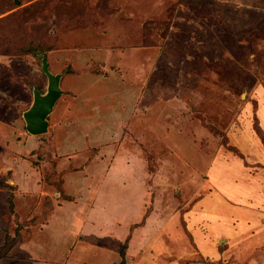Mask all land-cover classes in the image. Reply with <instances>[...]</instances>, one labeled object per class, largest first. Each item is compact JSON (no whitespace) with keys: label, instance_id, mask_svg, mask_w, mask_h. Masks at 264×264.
<instances>
[{"label":"rangeland","instance_id":"rangeland-1","mask_svg":"<svg viewBox=\"0 0 264 264\" xmlns=\"http://www.w3.org/2000/svg\"><path fill=\"white\" fill-rule=\"evenodd\" d=\"M0 129V264H264V0H0Z\"/></svg>","mask_w":264,"mask_h":264},{"label":"water","instance_id":"water-1","mask_svg":"<svg viewBox=\"0 0 264 264\" xmlns=\"http://www.w3.org/2000/svg\"><path fill=\"white\" fill-rule=\"evenodd\" d=\"M40 70L46 80L45 90L40 92L32 86L31 103L21 114L25 129L30 135L40 134L47 130L48 117L57 99L63 94L60 85L63 74L50 71L45 53L41 54Z\"/></svg>","mask_w":264,"mask_h":264},{"label":"crops","instance_id":"crops-1","mask_svg":"<svg viewBox=\"0 0 264 264\" xmlns=\"http://www.w3.org/2000/svg\"><path fill=\"white\" fill-rule=\"evenodd\" d=\"M49 64V63H48ZM49 69H50V67H49ZM51 71V70H50ZM52 72V71H51ZM61 80H62V78H61ZM23 85H24V83L22 84V87H20L23 91H24V87H23ZM60 85H61V81H60ZM62 88V87H61ZM55 106V105H54ZM53 109H54V107H53ZM52 112H53V110H52ZM51 112V113H52ZM50 113V114H51ZM50 116V115H49ZM49 118V117H48ZM21 120L23 121V119L21 118ZM123 122V121H122ZM48 124H49V119H48ZM0 130H2V129H0ZM0 137H1V135H0ZM0 259H1V257H0Z\"/></svg>","mask_w":264,"mask_h":264}]
</instances>
